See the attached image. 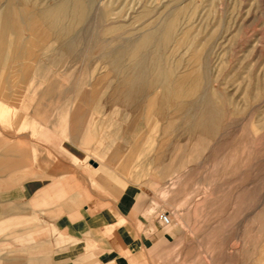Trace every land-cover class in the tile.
Listing matches in <instances>:
<instances>
[{
    "label": "rangeland",
    "instance_id": "1",
    "mask_svg": "<svg viewBox=\"0 0 264 264\" xmlns=\"http://www.w3.org/2000/svg\"><path fill=\"white\" fill-rule=\"evenodd\" d=\"M55 2L10 0L18 9L14 17L21 23L15 28L20 36L7 28V38L0 42V53H9L4 57L9 69L14 65L39 76L55 72L48 77L53 82L49 93L42 92L43 84L22 88L9 119L0 120V138L24 152L19 178L13 183L0 178L4 218L13 211V199L23 214L29 213L26 197L15 198L22 187L49 182L53 198L65 203L74 192L68 193L67 178L75 189L85 176L95 174L137 188L139 200L147 202L148 218L161 211L169 215L166 228L173 240L165 263L264 264V0L182 1L188 2V10L179 23L197 34L196 55L192 48L175 44L165 50L170 55L174 51L182 65L190 66L195 59L200 64L206 101L195 105L186 102L196 93L177 103L161 101L153 89L127 94L122 74L109 67L104 55L127 50L123 39L130 34L104 33L106 21L121 18L138 33L140 22L157 21L175 0H93L62 36L40 15L41 7ZM5 3L0 0V8ZM143 6L150 11L144 22L133 17ZM32 19L45 30L44 39L27 27ZM113 33L122 36L120 41L110 40ZM91 87L101 112L87 99ZM108 111L119 127L114 139L96 126ZM94 123L95 131L88 135ZM31 215L28 240L18 237L24 233L21 226L0 230V264H18L14 253L49 234L38 228L40 216Z\"/></svg>",
    "mask_w": 264,
    "mask_h": 264
},
{
    "label": "crops",
    "instance_id": "2",
    "mask_svg": "<svg viewBox=\"0 0 264 264\" xmlns=\"http://www.w3.org/2000/svg\"><path fill=\"white\" fill-rule=\"evenodd\" d=\"M4 60L0 58L1 121L9 119L11 106L22 88L36 89L43 84L42 92L49 93L53 82L48 77L54 72L45 71L44 76H39L31 70L14 69V65L9 69ZM25 78L28 79L27 85L23 84ZM89 94L87 99L93 109L101 112V104L95 101V87L90 88ZM110 106L115 107L116 104ZM96 126L104 136L113 139L119 136V127L111 111L105 112ZM94 128L95 123L93 128H88L87 134L92 135ZM18 151L10 141L0 138L2 181L13 183L19 178L24 152L20 154ZM86 158L94 160L88 155ZM92 168L98 170L100 166L98 164ZM65 183L68 193L74 191L65 203L63 198H53V185L45 182L38 186L29 184L22 187L15 195L18 200L26 197L27 214L19 210L20 206L13 199V211L4 218V207L0 204V230H16L17 226H21L24 233H19L18 237L28 240L30 222L34 220L33 212L42 216L36 221L38 228L49 232L29 243L25 250L14 253L18 256V264H167L164 262L165 255L173 235L166 228L167 225L160 224L157 215L148 218L144 210L147 202L139 200L140 191L137 188L132 185L118 186L104 176L95 174L85 176L75 189L68 186V178ZM13 195L10 194V198H14Z\"/></svg>",
    "mask_w": 264,
    "mask_h": 264
},
{
    "label": "bare ground",
    "instance_id": "3",
    "mask_svg": "<svg viewBox=\"0 0 264 264\" xmlns=\"http://www.w3.org/2000/svg\"><path fill=\"white\" fill-rule=\"evenodd\" d=\"M24 1L25 2L27 1L28 3V1L31 0H23V2ZM92 1L93 0H56L55 4L53 6H50L49 8H44V7L42 8L39 5V7H41L40 12H42V14L40 13V15H42V18L43 20H45V23L49 27L54 29L55 33H57V30L59 31V33H61V31H63L62 33H66L70 30V27H72V23L76 22V20L80 19L83 16L84 10L86 8H88V10L90 9L89 7ZM182 1L184 0H175V3H173V5H171L170 8L168 7L169 9L163 12L164 14L159 19H157V21H149L144 25H142V22H140L139 24L140 26L138 27L140 31H138V33L137 32L133 33L131 31L132 29L130 30V28H128L129 26L127 27V23L121 20V18L119 19L117 18L118 21L115 20L112 23H110V21L113 19L111 17L112 19H110V21H106L109 22L108 25L103 24L105 27L103 30L104 33H108V34L112 32L117 33L119 30L122 32L121 34L130 33L129 36L126 37V39L125 38L123 39L127 43L126 44L128 46L127 50L124 51L125 48L124 49L122 48L123 51L121 49L122 51L121 52L120 50H118L119 48L118 47L117 48L118 51L116 53H111V52H106L105 54L103 53L105 56L108 55L106 58V62L107 64H109V67L112 66V68L115 70V72L118 73V75L122 74V78L126 83L125 86H126L127 94H131V92L134 90L143 91L146 89H151V90L153 89L154 91L160 93L159 97L161 101H164L166 103H170L171 101L177 103V101L178 100L180 101L181 99H183V97L193 95L196 93L195 99L186 102V104L187 105L205 104L206 97L204 95L207 91L205 90V88L203 89L202 86V84H204L202 82L204 76H203V72L200 71L201 68L199 69L200 64L198 66L197 60L195 59L190 66L185 64L182 65L180 61H178L179 59L175 60L176 59L175 56L174 57L172 56V54H174V51L170 55V52L167 51L168 52L167 53L165 50L166 47L169 46L170 44L173 45L175 44L176 47H180V46H184L187 48L190 47V50L192 48V52H193L192 54L196 55V51L198 49L197 45L199 42H197V44H195L194 42L197 40L196 39L197 34L192 32V30L189 28L188 25L185 26L182 25L183 27H181L179 23L181 19V14L182 13L184 14L186 8L188 10L187 7L188 2L181 5ZM9 4H10V0H6L5 5L0 8V42L5 41V39L7 38V36L4 34V30H6L7 28H9L11 32L16 35V38H19L20 36L19 32H17L15 28H16V24L19 25L21 23L19 22L18 18L14 17V15L18 14V9L15 6ZM149 13H150L149 8L143 6L139 11L136 12V15H134L133 17L134 18L137 17V19L139 18L142 19L145 16H147ZM111 14L113 13L111 12L110 16ZM9 15L10 17H8ZM142 20L144 22V19ZM27 22H28L27 27L30 28L37 36L41 37L42 39L46 37L45 30H43L42 27H40L41 24H39V22L36 19L34 20L32 19L30 21L28 20ZM24 25L26 26V24ZM74 25L76 26V24ZM72 30L74 29L72 28ZM62 33L61 36L63 35ZM114 35L110 40L115 41L117 39L120 41V38L122 36L121 35L114 36ZM103 38L105 37H102L101 39L104 40ZM62 42L63 41H60V43ZM72 47L73 46L71 45V48ZM183 51L185 52L186 49ZM166 53L168 54V56ZM8 54L2 52L0 53V58L2 57L3 59H5L4 57H7ZM169 55L172 57H170ZM125 61L127 64L124 63L123 65V62ZM124 66H126L128 69L126 70V72H124ZM58 68H60L59 65ZM138 95L140 94L138 93ZM192 97L194 98V96Z\"/></svg>",
    "mask_w": 264,
    "mask_h": 264
},
{
    "label": "built area",
    "instance_id": "4",
    "mask_svg": "<svg viewBox=\"0 0 264 264\" xmlns=\"http://www.w3.org/2000/svg\"><path fill=\"white\" fill-rule=\"evenodd\" d=\"M157 219L162 225H168L170 221L169 215L163 211L157 213Z\"/></svg>",
    "mask_w": 264,
    "mask_h": 264
},
{
    "label": "water",
    "instance_id": "5",
    "mask_svg": "<svg viewBox=\"0 0 264 264\" xmlns=\"http://www.w3.org/2000/svg\"><path fill=\"white\" fill-rule=\"evenodd\" d=\"M92 163H93V165H96V162H93V161H92Z\"/></svg>",
    "mask_w": 264,
    "mask_h": 264
}]
</instances>
